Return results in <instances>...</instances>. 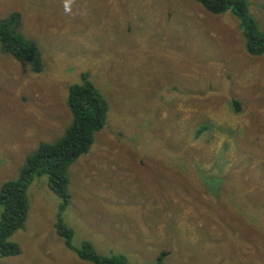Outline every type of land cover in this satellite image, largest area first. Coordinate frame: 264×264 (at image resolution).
Wrapping results in <instances>:
<instances>
[{
  "label": "rangeland",
  "instance_id": "obj_1",
  "mask_svg": "<svg viewBox=\"0 0 264 264\" xmlns=\"http://www.w3.org/2000/svg\"><path fill=\"white\" fill-rule=\"evenodd\" d=\"M247 3L264 33V0ZM16 12L42 67L0 50V187L65 133L82 73L107 119L68 165L66 206L34 176L0 264H95L83 243L124 264H264V55L237 17L196 0H0V20Z\"/></svg>",
  "mask_w": 264,
  "mask_h": 264
},
{
  "label": "trees",
  "instance_id": "obj_2",
  "mask_svg": "<svg viewBox=\"0 0 264 264\" xmlns=\"http://www.w3.org/2000/svg\"><path fill=\"white\" fill-rule=\"evenodd\" d=\"M196 1L209 12L216 14L229 12L237 17L245 37L246 52L251 56L264 55V33L259 31L255 19L248 13L247 0ZM17 16L19 18L18 12L12 13L6 20H0V50L16 61L28 63L33 71L40 72L41 52L35 40L26 38L20 32V21ZM87 77L85 72L82 73V81L69 88L67 104L73 118L65 133L54 142L42 143L34 153L26 156L18 176L0 187V254L3 256H14L19 253L17 244L7 238L13 231L22 227L26 220L28 211L26 190L34 176L47 174L50 187L63 199L62 208L70 201L66 173L68 165L88 150L94 132L102 128L107 119V102ZM255 94L261 98L264 92L259 89ZM206 100L203 97L201 101L206 103ZM232 104L233 111L238 113L241 108L240 102L232 100ZM198 130L207 133V136L210 135L206 126H199ZM198 137L199 133H196V138ZM209 141L210 138L205 143ZM56 230L64 237L66 244L70 245L73 230L62 222L56 224ZM83 245L86 246L84 247L86 250L80 251L79 255L84 259L95 264H124L120 257L99 258L90 251L88 243ZM160 255L162 260L165 254Z\"/></svg>",
  "mask_w": 264,
  "mask_h": 264
},
{
  "label": "clouds",
  "instance_id": "obj_3",
  "mask_svg": "<svg viewBox=\"0 0 264 264\" xmlns=\"http://www.w3.org/2000/svg\"><path fill=\"white\" fill-rule=\"evenodd\" d=\"M69 9H68V5H67V3L65 4V11H68Z\"/></svg>",
  "mask_w": 264,
  "mask_h": 264
},
{
  "label": "crops",
  "instance_id": "obj_4",
  "mask_svg": "<svg viewBox=\"0 0 264 264\" xmlns=\"http://www.w3.org/2000/svg\"><path fill=\"white\" fill-rule=\"evenodd\" d=\"M29 187V186H28ZM28 189V188H27Z\"/></svg>",
  "mask_w": 264,
  "mask_h": 264
}]
</instances>
